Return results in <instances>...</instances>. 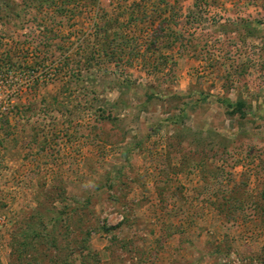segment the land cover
I'll return each mask as SVG.
<instances>
[{"label": "rangeland", "instance_id": "rangeland-1", "mask_svg": "<svg viewBox=\"0 0 264 264\" xmlns=\"http://www.w3.org/2000/svg\"><path fill=\"white\" fill-rule=\"evenodd\" d=\"M50 2L0 0V264H264V0Z\"/></svg>", "mask_w": 264, "mask_h": 264}, {"label": "trees", "instance_id": "trees-1", "mask_svg": "<svg viewBox=\"0 0 264 264\" xmlns=\"http://www.w3.org/2000/svg\"><path fill=\"white\" fill-rule=\"evenodd\" d=\"M49 1V0H46ZM74 0H63V5L67 6L69 4V2H72ZM200 2L202 1H206L207 0H199ZM57 3V0H51L50 7L55 5ZM159 5L156 4V6ZM66 8V7H65ZM140 20H142V18L140 17V15H132L129 19V22L124 23L123 25L119 26L118 30L115 33V38H114V42L116 43L114 46V50H120V53H126V49L128 47V41H129V35H128V31L126 30H130L132 26H134L135 23L139 22ZM106 30V29H104ZM107 31V30H106ZM115 54V53H114ZM136 54V53H135ZM241 110V109H239Z\"/></svg>", "mask_w": 264, "mask_h": 264}]
</instances>
